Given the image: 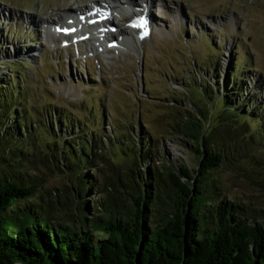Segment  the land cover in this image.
<instances>
[{
	"label": "rangeland",
	"instance_id": "1",
	"mask_svg": "<svg viewBox=\"0 0 264 264\" xmlns=\"http://www.w3.org/2000/svg\"><path fill=\"white\" fill-rule=\"evenodd\" d=\"M95 1L99 0H0V71L7 77L13 61L26 81V97L12 100L25 107L30 119L24 149L31 160L20 167L41 185L36 195L41 204L47 203L45 209L55 221L78 223L75 206L80 201L72 186L74 175L48 150L53 137L66 140L72 135L73 130L59 121L62 112L72 119L85 117L83 123L88 125L92 112L99 109L100 131L94 134V146L102 148L87 166L94 184L85 199L104 204L117 197L112 208L122 209L133 204L131 185L140 182L148 168L157 170L169 187V171L182 165L197 167L191 137L181 132L183 121L187 115L202 120L200 111H210L227 76L228 87L234 83L230 74L241 61L249 63L238 69L245 80L243 88L256 96L244 109L255 112L254 106L264 101V0H162L144 9L152 22L145 40L134 44L130 39L119 51L113 47L123 40L115 27L111 45L91 40L73 45L71 38L62 41L53 32L47 36L45 20L52 29L60 14L68 16ZM133 1L141 8L142 0ZM112 13L114 23L126 27L127 18L121 19L125 11ZM91 42L99 44L97 49ZM245 96L246 92L239 93L235 102ZM219 107L217 103V113ZM207 124L211 127L214 122ZM236 124L235 141L228 140L233 148L228 144L224 148L228 154L213 177L222 196L248 204L259 212L255 220L264 225V130L248 119H236ZM139 133L141 141L148 137L153 153L132 163L135 148L129 149L125 141ZM106 135L120 140L119 146L110 145Z\"/></svg>",
	"mask_w": 264,
	"mask_h": 264
},
{
	"label": "trees",
	"instance_id": "2",
	"mask_svg": "<svg viewBox=\"0 0 264 264\" xmlns=\"http://www.w3.org/2000/svg\"><path fill=\"white\" fill-rule=\"evenodd\" d=\"M11 62L7 77L0 71V264H264V225L254 217L259 212L243 201L222 196L213 177L228 154L224 153L228 140L235 141L237 136L236 119H248L264 130V101L254 106L255 112L244 109L256 100L243 88L245 80L238 72L249 66L248 61H241L230 74L234 80L230 87L227 76L210 111H200L202 120L187 115L183 121L181 132L191 137L197 167L182 165L176 172L169 171V187L157 170L148 168L146 176L131 185L133 204L122 209L112 208L117 197L104 204L85 199L94 184L87 166L102 148L95 149L94 140L100 131L99 109L92 112L88 125L83 123L85 117L72 119L62 112L59 121L73 130L72 135L64 140L50 134L54 143L48 150L74 175L69 179L80 199L75 206L78 223L49 216L47 203L41 204L36 195L41 185L20 167L31 160L24 149L31 128L25 107L12 101L26 97V81ZM243 92L244 100L235 102V96ZM217 103L221 105L218 113ZM207 120L214 124L205 125ZM141 134L125 141L129 149L135 148L132 163L153 153L152 143L148 137L141 141ZM106 137L110 145L119 146L116 137ZM227 148H233L231 143Z\"/></svg>",
	"mask_w": 264,
	"mask_h": 264
},
{
	"label": "bare ground",
	"instance_id": "3",
	"mask_svg": "<svg viewBox=\"0 0 264 264\" xmlns=\"http://www.w3.org/2000/svg\"><path fill=\"white\" fill-rule=\"evenodd\" d=\"M106 1H109L111 3V5L110 4L108 5L106 3ZM157 2L163 3L162 0H142L141 1V8H138V4L134 3L133 0H99V1H95L93 3L88 4L87 6H84L83 8L81 6H79V8H81V11L77 10L76 12L69 13L68 16L66 14H63V15L60 14L59 15V19H58L59 20L58 23H56V25H54L52 27V29H50V25H48L49 23L45 20L43 22V23H45V25H44L45 28H47L46 26H49V28L46 29L45 32H46L48 37L51 36L52 32L54 33V35L55 34H59L58 33L59 31H57L56 29L58 27H59V29H61V26H64L62 24L65 21V19H68V18L71 17L67 22H78L79 20H81V19L85 20V18H88V17L90 19L93 18V17H98V15H96V14H94L93 16H89V13H91L92 10L105 11V12H108V15H109L108 21H106L102 26H100L99 24H96L94 26H89L88 25V27H93V29L89 33L88 37H85L86 33H84L83 30L80 31L82 29V27H80L79 25H77V28H79V31H76L74 33H72V32L63 33V36H64V38L74 39V41L71 42V43H74V44L82 43L83 40L84 41H88V42H89V40H91V41H95L96 43H100L101 41H105L106 43L109 42V45H111V43L109 41L110 36L113 35L111 29L115 27V30L119 33L120 38L123 40V42H121V43L116 42V45H114V47H113L115 50L117 49L119 51L120 47L122 45H126L129 42H131L130 39L132 40V42L134 44H138L139 42L142 43L145 40V37L143 36L141 39H139V37L137 35L136 36L133 35V33L131 31L128 32L127 27H120L118 24L116 25L114 23V21H113V15L114 14L112 12L116 13V11H118V15H120L119 12L121 10L122 11H125V10L131 11L132 13L127 18V21H126L127 23H130L132 17L136 15V13L134 12L135 10H139L138 12H144L145 13L144 9L146 7L151 6V5H155V4H157ZM124 7H127V8L124 9ZM72 9L76 10L77 7L76 8H72ZM110 9H111V12H110ZM75 14H82V16L81 17L72 16V15H75ZM145 15H146V18L148 19V25H147V28H148V27H150V25H152V22H151V19L148 17V15L146 13H145ZM150 17L152 18L151 11H150ZM69 25H72V24H69ZM99 27H102L103 30H104L102 36L100 37V34H93L92 35V32H94V33L98 32L97 30H98ZM49 29L52 30V31H50ZM134 33H138V31H135ZM81 36H84V38H82L81 41H78V40L76 41V38H79ZM91 44L93 45V47H95V49H97V46L99 45V44L96 45L93 42H91ZM100 47H102V46H100ZM104 51L107 52L108 50H104Z\"/></svg>",
	"mask_w": 264,
	"mask_h": 264
},
{
	"label": "snow or ice",
	"instance_id": "4",
	"mask_svg": "<svg viewBox=\"0 0 264 264\" xmlns=\"http://www.w3.org/2000/svg\"><path fill=\"white\" fill-rule=\"evenodd\" d=\"M144 23H145V22L141 20V21H139V22H134V23H133V26H137L138 24H144Z\"/></svg>",
	"mask_w": 264,
	"mask_h": 264
}]
</instances>
